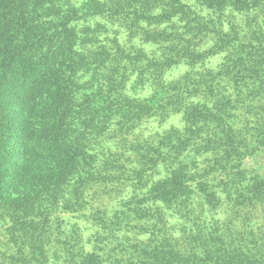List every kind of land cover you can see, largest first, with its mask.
<instances>
[{"label":"trees","instance_id":"1","mask_svg":"<svg viewBox=\"0 0 264 264\" xmlns=\"http://www.w3.org/2000/svg\"><path fill=\"white\" fill-rule=\"evenodd\" d=\"M116 6L120 10L114 12L124 15L151 9L161 21L195 20L197 26L182 31L156 32L164 35V62L195 55L192 45L213 32L229 47V66L236 69L230 75L243 71L241 82L247 77L255 84L246 93L239 88L235 98L232 91L212 87L202 94L214 97L215 105L203 100L196 116L188 113L196 120L192 124L229 129L205 150L211 156L207 164H199L203 151L186 146L170 160L151 196L156 208L146 230L157 244L148 262L264 264V175L236 163L257 147V140L264 142V0H0V206L12 219L10 242L17 248H45V219L52 206L69 187L88 179L82 168L93 159L88 149L97 125L91 106L76 102L113 94L121 65L108 54L105 31L82 32L71 14L80 18ZM157 56L132 64L146 59L152 67L161 61ZM222 95L223 107L217 102ZM236 104L246 111L248 126L239 134L231 129L242 114ZM35 219L43 221L40 227H34ZM178 223L191 227L175 236Z\"/></svg>","mask_w":264,"mask_h":264},{"label":"rangeland","instance_id":"2","mask_svg":"<svg viewBox=\"0 0 264 264\" xmlns=\"http://www.w3.org/2000/svg\"><path fill=\"white\" fill-rule=\"evenodd\" d=\"M115 9L120 10L116 6L80 18L71 14L72 24L82 27V32L91 28L105 31L108 39L103 43L110 49L108 54L121 65L113 94L105 99L83 96L76 102L77 106H91L97 125L88 149L93 159L89 158L82 168L84 179H88L76 189L69 187L52 206L45 219V248L14 246L8 230L12 219L7 207L0 206V264H150L149 250L157 244L146 230L147 220L156 208L151 196L157 183L164 180L170 160L186 146L203 151L199 164H207L211 156L205 150L219 142L229 129L203 121L192 124L196 120L188 113L196 116L203 100L215 105L214 97L204 98L202 94H209L212 87L232 91L234 98L239 88L245 93L255 88L247 77L246 83L241 82L243 71L238 72L239 76L230 75L236 69L229 66V47L224 46L225 38L213 32V37L204 41L194 40L195 55L164 62L160 55L164 45L160 36L164 35L156 32L164 27L182 31L197 26L195 20L181 17L161 21L151 9L125 15L115 13ZM83 11L84 7L80 9ZM210 18L214 20L216 15ZM154 55L161 60L157 65L149 67L146 59L143 64H132L137 58ZM226 100L224 95L217 98L221 107ZM238 104L237 113L242 112ZM245 112L231 128L235 134L248 129L243 119ZM225 118L229 120L231 116ZM255 144L257 147L236 163L238 168L264 175V142L257 140ZM212 184L220 185L217 181ZM220 216L222 213L216 215ZM35 221L39 223L35 228L43 223ZM187 226L191 227L189 223L185 227L176 224L175 236L188 232Z\"/></svg>","mask_w":264,"mask_h":264}]
</instances>
